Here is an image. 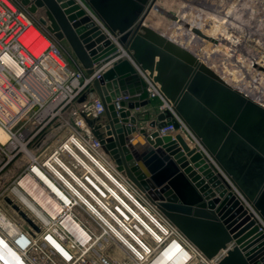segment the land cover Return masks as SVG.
<instances>
[{"label": "built area", "instance_id": "obj_1", "mask_svg": "<svg viewBox=\"0 0 264 264\" xmlns=\"http://www.w3.org/2000/svg\"><path fill=\"white\" fill-rule=\"evenodd\" d=\"M77 3L119 51L117 57L95 64L92 74L42 27L38 13L21 0H0V129L6 133V140L0 139V264H218L226 251L206 257L118 170L86 122V116H106L97 92L80 99L116 59L131 61L147 83L151 102L158 101L159 114L170 112L179 126L167 121L163 127H150L148 105L129 106L137 94L112 98L108 105L118 117L129 112L130 126L136 118V136L141 128L161 138L182 135L225 176L263 231L264 221L150 72L121 45L120 35L82 0Z\"/></svg>", "mask_w": 264, "mask_h": 264}, {"label": "water", "instance_id": "obj_2", "mask_svg": "<svg viewBox=\"0 0 264 264\" xmlns=\"http://www.w3.org/2000/svg\"><path fill=\"white\" fill-rule=\"evenodd\" d=\"M31 13L44 9L40 22L57 39H66L88 74L94 65L119 54L75 0H21ZM114 33L141 69L150 72L190 130L222 172L264 221V107L228 84L193 51L147 23L152 9L172 18L157 0H82ZM98 93L104 119L86 116L92 133L111 154L118 170L208 258L221 250L218 264H264V231L236 197L232 185L208 158L182 135L163 138L145 128L136 136L137 120L126 125L109 104L120 93L135 95L129 106L149 105L146 81L129 59L113 62L81 97ZM101 120L99 123L98 121ZM173 122L162 113L150 127Z\"/></svg>", "mask_w": 264, "mask_h": 264}, {"label": "bare ground", "instance_id": "obj_3", "mask_svg": "<svg viewBox=\"0 0 264 264\" xmlns=\"http://www.w3.org/2000/svg\"><path fill=\"white\" fill-rule=\"evenodd\" d=\"M239 1L224 5L210 0L184 2L178 14H173L166 35L195 52L228 84L264 107V0L255 1L261 3L259 11L252 10L247 2L240 5ZM89 18L96 25L91 14ZM151 19L155 20L152 16ZM0 139L6 140L2 129Z\"/></svg>", "mask_w": 264, "mask_h": 264}, {"label": "rangeland", "instance_id": "obj_4", "mask_svg": "<svg viewBox=\"0 0 264 264\" xmlns=\"http://www.w3.org/2000/svg\"><path fill=\"white\" fill-rule=\"evenodd\" d=\"M187 1H191V0H157V4L159 5V7L163 8L164 10L167 9L172 14H178V11L181 9L182 4L184 2H187ZM210 1H212L214 3L219 2V4L224 5L226 2H231L232 0H223V1L222 0H210ZM255 1L256 0H249V1L240 0L238 4L241 5V4H244V2H247L246 4H248V6L252 8V10L254 8V11H259L262 8L261 3L256 4ZM192 4H194V3H192ZM198 7L196 6V8H198ZM152 12L148 16L147 23L150 24L155 29H157L158 31L164 33V34L169 32L171 22L173 21V19L168 17L166 14L161 13L160 11H154L153 14H152ZM208 13H211V12L208 11ZM151 16L154 17V19H155L154 21L151 19ZM40 17L46 18L44 9L39 10L38 18L40 19ZM41 25L47 32H49L46 25H44L42 23H41ZM51 35H53V34H51ZM57 40L63 46L64 50L76 60V63H79V60L75 56V54H74L70 44L67 42V40L66 39H62V40L57 39ZM110 252L113 255L118 256L116 249H114V247H111ZM118 258H120V256H118Z\"/></svg>", "mask_w": 264, "mask_h": 264}, {"label": "crops", "instance_id": "obj_5", "mask_svg": "<svg viewBox=\"0 0 264 264\" xmlns=\"http://www.w3.org/2000/svg\"><path fill=\"white\" fill-rule=\"evenodd\" d=\"M146 111H147V115L149 116L150 120H155L157 116L159 115L158 101L151 102L146 107Z\"/></svg>", "mask_w": 264, "mask_h": 264}]
</instances>
